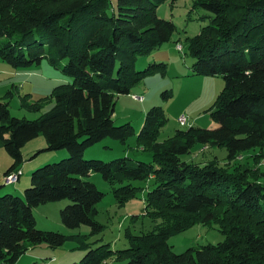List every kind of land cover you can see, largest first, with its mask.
Here are the masks:
<instances>
[{
    "label": "trees",
    "instance_id": "1",
    "mask_svg": "<svg viewBox=\"0 0 264 264\" xmlns=\"http://www.w3.org/2000/svg\"><path fill=\"white\" fill-rule=\"evenodd\" d=\"M166 1L0 0V38H7L0 58L13 67L40 64L45 57L58 66V57L67 58L61 70L73 77L54 88V106L37 119L14 117L9 103L0 101V147L13 159L5 176L20 169L23 148L41 134L47 140L41 150L69 152L35 169L24 197L0 196V264H17L33 245L56 248L73 239L37 228L33 209L40 205L69 199L60 210L66 227L85 224L100 231L97 204L105 193L88 179L93 172L119 184L115 196L122 204L147 189L145 214L155 226L130 235V246L115 251L124 264H264V171L256 167L257 158L264 159V0L193 1V8L211 14L199 33L186 38L195 58L192 73L225 81L210 110L217 128L190 126L159 140L167 118L154 106L138 134L152 151L151 162L83 158L87 147L106 137L125 140L133 131L129 123L115 125V106L133 84L164 65L134 68L139 55L171 40L177 30L157 14ZM46 46L58 57L47 56ZM197 144L224 148L226 156L185 160ZM199 223H217L224 240L176 253L169 237ZM107 246L91 247L75 264L102 263L114 252Z\"/></svg>",
    "mask_w": 264,
    "mask_h": 264
},
{
    "label": "rangeland",
    "instance_id": "2",
    "mask_svg": "<svg viewBox=\"0 0 264 264\" xmlns=\"http://www.w3.org/2000/svg\"><path fill=\"white\" fill-rule=\"evenodd\" d=\"M194 0L166 1L157 8L160 18L172 20L176 25V32L171 40L164 42L147 54L139 55L134 64L135 70H144L151 64H164L147 73L141 80L130 87L129 94L120 95L113 116L115 125L129 123L131 134L125 139L106 137L85 149L84 159H99L111 161L120 157H131L145 162L152 161V151L144 148L138 141V134L144 124L147 112L154 106H159L167 121L161 128L159 140L172 136L177 129L190 126L209 129L212 122L210 110L214 107L222 92L225 81L222 76L195 75L192 73L194 56L189 52L187 37L200 32L201 27L210 22V12L202 8H193ZM17 36L13 39L15 40ZM7 38H0V47ZM178 45L182 49H178ZM34 47V45H33ZM45 47L47 56H57ZM67 58L58 57V66L45 57L40 64L27 67H13L0 58V101L8 102L11 115L29 120L37 119L47 113L55 104L51 94L54 88L63 83H72L73 77L65 74L61 69L67 63ZM133 95L144 97L142 101ZM185 115L190 123L180 125L179 117ZM47 147V140L43 134L32 140L23 148L24 160L19 171L25 170L24 176H29L38 167L58 162L68 157L67 149L41 150ZM201 144L194 147L195 153L184 157L194 162H210L215 156L223 160L226 150L219 147L202 148ZM253 151L245 152L250 154ZM251 155H246V157ZM13 159L5 148L0 147V196L13 187L12 183H5V171L12 164ZM32 162V163H31ZM253 164V161H251ZM33 165V166H32ZM256 167L264 171V159L257 158ZM35 168V169H34ZM34 169V170H32ZM99 190L104 192L103 199L97 204V221L103 225L102 229L93 232L89 225L68 228L61 221L60 210L71 200L63 199L40 205L33 209L37 220V228L42 230L59 231L67 235H74L62 246L52 248L46 243L36 244L21 256L17 264H75L92 247L108 243L113 254L100 264H124V258H117L118 250L130 246V235H139L151 231L155 222L145 214V194L147 189L137 191L135 197L129 198L123 204L115 196L118 183H110L101 173L93 172L88 177ZM25 180L21 176L20 183ZM137 185H145L141 181H133ZM150 184V182L148 183ZM6 189V190H5ZM23 194L19 195L24 197ZM15 194V193H13ZM18 195V194H17ZM225 236L219 230L217 223L195 224L189 229L171 235L168 239L176 253H181L189 247H198L208 243H217ZM85 243V244H84Z\"/></svg>",
    "mask_w": 264,
    "mask_h": 264
},
{
    "label": "built area",
    "instance_id": "3",
    "mask_svg": "<svg viewBox=\"0 0 264 264\" xmlns=\"http://www.w3.org/2000/svg\"><path fill=\"white\" fill-rule=\"evenodd\" d=\"M178 49L181 50L182 46L178 45ZM133 97L135 99H139L140 101H142L144 99V97L141 95H133ZM178 122L180 123V125L186 126L190 123V120L187 116L182 115L181 117H179ZM21 174H22V172L19 170L10 173L9 175L5 176L6 177L5 183L11 184V183L17 182ZM42 264H50V263L49 262H43Z\"/></svg>",
    "mask_w": 264,
    "mask_h": 264
},
{
    "label": "crops",
    "instance_id": "4",
    "mask_svg": "<svg viewBox=\"0 0 264 264\" xmlns=\"http://www.w3.org/2000/svg\"><path fill=\"white\" fill-rule=\"evenodd\" d=\"M118 100V99H117ZM209 128L211 129H214V128H217L218 127V123H216L215 121L212 120V122L210 123V125L208 126ZM31 142V141H30ZM29 142V143H30ZM32 163V162H31ZM33 166V165H32ZM35 169V168H34ZM32 169V170H34ZM24 173H25V170L22 172V174L20 175L19 179L17 182L15 183H12L13 187L10 189V191L8 192H12V193H15V194H19V195H22L23 194V188L26 186V184H29V181H30V178L27 174V176H24ZM23 175V177H25V180L23 181V183L21 182L20 183V179H21V176ZM92 175V174H91ZM1 185H0V189H1ZM6 190V189H5Z\"/></svg>",
    "mask_w": 264,
    "mask_h": 264
}]
</instances>
